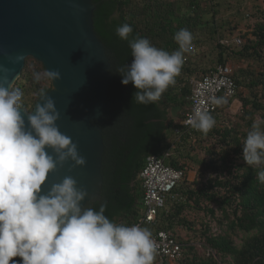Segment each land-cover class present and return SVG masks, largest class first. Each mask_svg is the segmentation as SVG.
Wrapping results in <instances>:
<instances>
[{
  "label": "trees",
  "instance_id": "obj_1",
  "mask_svg": "<svg viewBox=\"0 0 264 264\" xmlns=\"http://www.w3.org/2000/svg\"><path fill=\"white\" fill-rule=\"evenodd\" d=\"M245 1L92 0L94 27L110 58L112 84L100 123L105 142L101 200L86 206L98 211L106 204L104 214L111 221L138 223L144 195L140 173L151 154L169 151L166 163L183 171V178L156 221L145 228L151 234L168 231L178 238L181 252L173 262L156 264H264V184L257 179L264 165L249 166L243 159L247 132L255 119H264V7L256 5L248 12ZM250 16L255 21L240 35L241 44L221 42ZM124 23L133 30L129 39L148 38L170 53L178 49L175 32L186 28L193 35L196 52L184 54L176 83L155 103L133 102L134 85L122 84L116 71L133 59L128 41L115 31ZM227 64L234 67L237 91L229 101L221 98L210 113L214 127L205 134L181 124L191 110L193 81ZM44 71L41 62L26 59L13 85L23 93L21 108L31 111L41 93L51 90L50 79L33 78ZM235 101L238 112L231 111Z\"/></svg>",
  "mask_w": 264,
  "mask_h": 264
},
{
  "label": "clouds",
  "instance_id": "obj_2",
  "mask_svg": "<svg viewBox=\"0 0 264 264\" xmlns=\"http://www.w3.org/2000/svg\"><path fill=\"white\" fill-rule=\"evenodd\" d=\"M115 31L128 41L133 57L130 64L116 69L121 83L134 85L133 102H157L176 83L184 54L192 47V33L186 28L175 32L178 49L170 53L148 38L129 39L133 30L128 23ZM33 78L55 81L61 73L47 69L33 73ZM22 97L19 88L0 83V264H153L155 244L149 229L111 221L104 214L106 204L98 211L82 205L87 189L78 187L72 176L48 182L65 162L71 160L76 167L87 161L77 144L59 131L60 112L53 97L41 93L43 102L25 112L27 125L20 111ZM184 123L206 134L215 119L208 110L196 107ZM262 125L264 119H255L243 141V159L249 166L264 165ZM257 179L264 184V169ZM17 256L21 261L12 259Z\"/></svg>",
  "mask_w": 264,
  "mask_h": 264
},
{
  "label": "water",
  "instance_id": "obj_3",
  "mask_svg": "<svg viewBox=\"0 0 264 264\" xmlns=\"http://www.w3.org/2000/svg\"><path fill=\"white\" fill-rule=\"evenodd\" d=\"M95 8L92 0H0V83L13 87L28 57L46 70L60 71L61 79L51 80L46 96L54 98L60 112L59 131L77 144L87 163L72 167L69 160L50 174L48 182L75 178L88 192L82 205L101 200L105 142L100 123L112 84L110 58L94 27ZM18 55L22 59L16 61ZM20 111L27 125L25 112L31 111Z\"/></svg>",
  "mask_w": 264,
  "mask_h": 264
},
{
  "label": "built area",
  "instance_id": "obj_4",
  "mask_svg": "<svg viewBox=\"0 0 264 264\" xmlns=\"http://www.w3.org/2000/svg\"><path fill=\"white\" fill-rule=\"evenodd\" d=\"M224 44H241L242 38L237 35L233 38L225 37L221 40ZM192 52L196 48L191 47ZM234 67L231 64L218 66L214 71L206 74L202 79L193 81L192 95L190 97L191 110L186 114L184 122L196 107L208 110L210 113L218 108L214 99L221 98L229 101L237 91V83L233 77ZM170 152H165L164 156L151 154L145 167L140 173L143 182V213L139 222L134 225L145 227V224L154 223L160 210L165 206L166 198L172 193L183 178V171L178 170L166 163V158ZM155 244V258L153 264L173 262L180 256L181 244L175 236L165 230H160L151 234Z\"/></svg>",
  "mask_w": 264,
  "mask_h": 264
},
{
  "label": "rangeland",
  "instance_id": "obj_5",
  "mask_svg": "<svg viewBox=\"0 0 264 264\" xmlns=\"http://www.w3.org/2000/svg\"><path fill=\"white\" fill-rule=\"evenodd\" d=\"M263 1L264 0H246L245 2H246V6H247V11L248 12H254V7L256 5H261L262 7H264V2ZM254 21H255V18H252L251 16L250 17H247V19L244 20L241 24H239V26L236 27V29H234L233 31H231V30L227 31V33H226L227 36L226 37L229 36V37L233 38V37H235L237 35L240 36V35L248 32L249 29L247 27V24H250L251 25V24L254 23ZM239 108H240V104L238 103L237 105H233L232 106L231 111L232 112H238L239 111ZM191 169L192 168L190 167L189 176L195 178V172H194V170H191ZM214 225H215V223H214ZM238 242H240L239 239H238Z\"/></svg>",
  "mask_w": 264,
  "mask_h": 264
},
{
  "label": "crops",
  "instance_id": "obj_6",
  "mask_svg": "<svg viewBox=\"0 0 264 264\" xmlns=\"http://www.w3.org/2000/svg\"><path fill=\"white\" fill-rule=\"evenodd\" d=\"M237 104H238V103L235 101V102H233L232 106H233V105H237ZM189 178H190L191 181L194 180V177L189 176Z\"/></svg>",
  "mask_w": 264,
  "mask_h": 264
}]
</instances>
